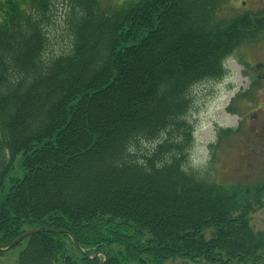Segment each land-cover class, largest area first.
Listing matches in <instances>:
<instances>
[{
	"label": "trees",
	"instance_id": "16d2710c",
	"mask_svg": "<svg viewBox=\"0 0 264 264\" xmlns=\"http://www.w3.org/2000/svg\"><path fill=\"white\" fill-rule=\"evenodd\" d=\"M68 1L70 49L51 57L54 0L0 2V248L30 228L19 264H264L251 223L264 182H211L185 153L191 87L264 34V11L225 21L227 0Z\"/></svg>",
	"mask_w": 264,
	"mask_h": 264
},
{
	"label": "rangeland",
	"instance_id": "374dc122",
	"mask_svg": "<svg viewBox=\"0 0 264 264\" xmlns=\"http://www.w3.org/2000/svg\"><path fill=\"white\" fill-rule=\"evenodd\" d=\"M100 1L102 8L115 10L140 0ZM260 11H264V0H227L217 14L219 19L228 21ZM52 12L47 27V57L68 52L71 42L67 24L72 12L69 1L54 0ZM190 97L191 106L186 119L193 134L191 143L185 148L188 166L218 184L253 186L264 182V35L240 46L227 60L223 76L191 87ZM216 121L227 128H219ZM172 135L175 142L184 138L181 132L175 131ZM158 141H140L135 150L144 154L151 152ZM11 174L23 177L24 169L19 158ZM9 178L6 179V188ZM251 223L256 230L264 231V208L252 214ZM26 245L27 240H24L0 254V264H18ZM163 264L206 263L175 259Z\"/></svg>",
	"mask_w": 264,
	"mask_h": 264
},
{
	"label": "water",
	"instance_id": "95a60500",
	"mask_svg": "<svg viewBox=\"0 0 264 264\" xmlns=\"http://www.w3.org/2000/svg\"><path fill=\"white\" fill-rule=\"evenodd\" d=\"M37 230H32V231H29V232H26L24 233L23 235H21L18 239H16L8 248H12L14 246H16L18 243H20L22 240H24L25 238L33 235L34 233H36Z\"/></svg>",
	"mask_w": 264,
	"mask_h": 264
}]
</instances>
